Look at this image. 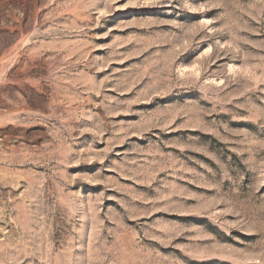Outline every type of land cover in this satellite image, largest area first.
Returning <instances> with one entry per match:
<instances>
[{
	"label": "rangeland",
	"instance_id": "1",
	"mask_svg": "<svg viewBox=\"0 0 264 264\" xmlns=\"http://www.w3.org/2000/svg\"><path fill=\"white\" fill-rule=\"evenodd\" d=\"M0 264H264V0H0Z\"/></svg>",
	"mask_w": 264,
	"mask_h": 264
}]
</instances>
